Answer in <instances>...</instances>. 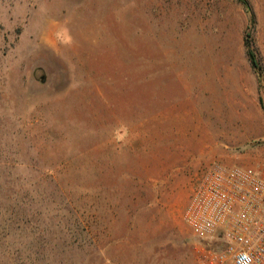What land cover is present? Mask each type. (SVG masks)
Here are the masks:
<instances>
[{"label":"rangeland","instance_id":"374dc122","mask_svg":"<svg viewBox=\"0 0 264 264\" xmlns=\"http://www.w3.org/2000/svg\"><path fill=\"white\" fill-rule=\"evenodd\" d=\"M0 0V264H199L212 165L264 166V0Z\"/></svg>","mask_w":264,"mask_h":264},{"label":"built area","instance_id":"2783aa9c","mask_svg":"<svg viewBox=\"0 0 264 264\" xmlns=\"http://www.w3.org/2000/svg\"><path fill=\"white\" fill-rule=\"evenodd\" d=\"M183 221L201 241L199 264H264V166L209 167Z\"/></svg>","mask_w":264,"mask_h":264},{"label":"trees","instance_id":"16d2710c","mask_svg":"<svg viewBox=\"0 0 264 264\" xmlns=\"http://www.w3.org/2000/svg\"><path fill=\"white\" fill-rule=\"evenodd\" d=\"M244 7V10L248 16V22H249V26L248 28L251 29L255 26L256 23V18L254 15V12L250 6V4L248 3L247 0H238ZM244 46L246 49V55L248 57V60L250 62V65L252 67V69L254 70L258 83H259V91L260 93H264V74H263V70L262 67L260 65V62L252 48V42L250 39V32L248 31L246 33V38L244 41ZM264 108V107H263ZM258 144H264V140L258 142Z\"/></svg>","mask_w":264,"mask_h":264},{"label":"crops","instance_id":"0c3cea01","mask_svg":"<svg viewBox=\"0 0 264 264\" xmlns=\"http://www.w3.org/2000/svg\"><path fill=\"white\" fill-rule=\"evenodd\" d=\"M243 166V165H242ZM245 167H251V168H255V167H253V166H245Z\"/></svg>","mask_w":264,"mask_h":264}]
</instances>
